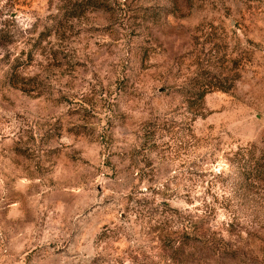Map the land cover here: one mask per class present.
<instances>
[{
  "label": "rangeland",
  "instance_id": "374dc122",
  "mask_svg": "<svg viewBox=\"0 0 264 264\" xmlns=\"http://www.w3.org/2000/svg\"><path fill=\"white\" fill-rule=\"evenodd\" d=\"M251 144L264 0H0V264H264Z\"/></svg>",
  "mask_w": 264,
  "mask_h": 264
},
{
  "label": "trees",
  "instance_id": "16d2710c",
  "mask_svg": "<svg viewBox=\"0 0 264 264\" xmlns=\"http://www.w3.org/2000/svg\"><path fill=\"white\" fill-rule=\"evenodd\" d=\"M256 154H258V156H255ZM234 156L245 161H253V165H248V168L264 175V147L257 149V147L252 144L247 148L239 147L234 152Z\"/></svg>",
  "mask_w": 264,
  "mask_h": 264
}]
</instances>
